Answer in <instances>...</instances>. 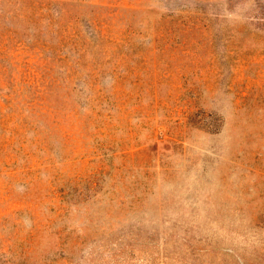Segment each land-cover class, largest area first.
I'll return each instance as SVG.
<instances>
[{
    "label": "rangeland",
    "instance_id": "1",
    "mask_svg": "<svg viewBox=\"0 0 264 264\" xmlns=\"http://www.w3.org/2000/svg\"><path fill=\"white\" fill-rule=\"evenodd\" d=\"M0 264H264V0H0Z\"/></svg>",
    "mask_w": 264,
    "mask_h": 264
}]
</instances>
